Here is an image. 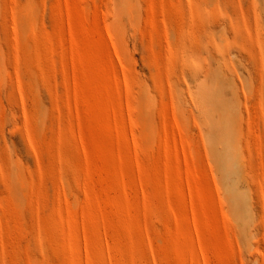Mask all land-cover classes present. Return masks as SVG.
<instances>
[{"label":"rangeland","instance_id":"rangeland-1","mask_svg":"<svg viewBox=\"0 0 264 264\" xmlns=\"http://www.w3.org/2000/svg\"><path fill=\"white\" fill-rule=\"evenodd\" d=\"M0 264H264V0H0Z\"/></svg>","mask_w":264,"mask_h":264}]
</instances>
